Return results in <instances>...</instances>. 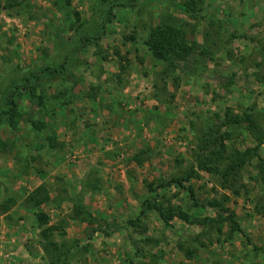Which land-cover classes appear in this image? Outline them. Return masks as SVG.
I'll list each match as a JSON object with an SVG mask.
<instances>
[{
	"label": "rangeland",
	"instance_id": "374dc122",
	"mask_svg": "<svg viewBox=\"0 0 264 264\" xmlns=\"http://www.w3.org/2000/svg\"><path fill=\"white\" fill-rule=\"evenodd\" d=\"M185 1L72 0L86 22L79 29L65 24L60 0H0V112L9 106V83L35 75L37 93L18 96L17 128L0 123L8 144L0 156V203L16 200L0 216V264H52L43 247L50 240L62 251L76 244L66 264H264L257 159L236 186L199 169L185 187L167 183L196 165L200 132L230 128L223 123L228 108L251 110L264 127V0H194L195 13L174 5ZM161 24L180 27L195 44L174 68L144 44ZM58 34L71 45L69 58L62 72L50 73L48 65L60 69L65 60ZM227 142L255 144L241 127ZM40 184L51 200L37 207L27 198ZM156 197L164 207L183 208L191 221L166 223L150 210L132 226L142 203ZM214 199L235 213L244 233L228 221L220 229L194 221L218 218ZM80 201L93 222L73 217ZM37 211L49 215L46 226Z\"/></svg>",
	"mask_w": 264,
	"mask_h": 264
},
{
	"label": "trees",
	"instance_id": "16d2710c",
	"mask_svg": "<svg viewBox=\"0 0 264 264\" xmlns=\"http://www.w3.org/2000/svg\"><path fill=\"white\" fill-rule=\"evenodd\" d=\"M60 6L66 14L67 26H77L79 29L84 27L85 21L82 19L81 14L78 10L71 8L72 0H60ZM177 8H180L187 13H195L198 11L196 8L194 0L177 2L174 4ZM111 13V12H110ZM111 19V18H109ZM84 33V31H83ZM84 43L92 42V36L82 35ZM132 40L136 39V36L131 37ZM57 43L59 46L58 52H65V60L60 65V69L51 70L50 66H47V69L50 70V73H60L65 68V63L69 58V52L65 51L71 48L70 43H68L61 34L57 35ZM144 44L147 49L150 51L151 55L157 59L167 63L168 68H174L177 66L178 62L188 57L195 51V44L188 41L186 33L180 27H177L172 24H161L153 27L148 36L144 40ZM32 76H25V78L20 83H9L6 87L8 92V108L0 112V123L7 121L10 126L17 128L19 126V120L22 117V112L19 109L18 96L22 92L29 91L34 97L37 95L35 85L32 83ZM2 94V88L0 87V97ZM232 110L228 108L225 112V121L224 124L228 125L230 128L224 132L220 130H215L213 126L207 128L204 131L200 132L198 135V147L199 152L196 158V165L186 171L181 175H173L167 181L168 184L176 183L181 187H185V182L191 180L192 178L199 177L198 169L202 171H207L212 174H216L225 178L230 186H236L239 183V177L241 172L245 167L253 160L257 159V168L259 170V175L261 182H263L264 189V156L261 153V147L264 145V127L259 122L258 117L251 111L245 110L242 113L237 112L233 113ZM1 113L4 114L1 115ZM35 126L37 128H42L43 123L36 121ZM223 125V124H222ZM241 128L247 129L251 137L254 139L255 144L248 146L245 149H239L229 146L227 141L233 137L234 132ZM238 128V129H237ZM237 129V130H236ZM218 132V133H217ZM50 142L54 145L53 138L49 137ZM8 144L6 141L0 139V156L7 150ZM52 147V146H51ZM42 148V147H39ZM253 179H258L256 176H251ZM162 186L167 185L165 182L161 183ZM150 190H156L153 184H149ZM191 194V197L194 201L196 200V191L193 187L189 186L187 188ZM51 200V193L48 187L45 184H40L36 187L28 196L27 201L33 203L37 207L41 206L44 203H47ZM16 200L13 197H10L8 200H5L0 203V216L4 213H7L12 206H14ZM197 203V202H195ZM209 204L214 208H218V218L217 217H206L203 219H195L194 221L201 224H213L218 223L219 229L220 226L224 225L225 222H230L232 229L234 231L243 232L244 230L238 222L235 213L230 210L229 207H226L223 201L214 199L209 201ZM150 210H157L162 220L168 223L171 219L178 216L185 221L190 220V214L181 207L169 206L164 207L163 204L158 201V198H148L142 203V209L137 218L132 219L129 223L132 226H136L137 223L142 219V217ZM224 212H228L224 216ZM39 224L44 227L49 223L50 217L44 212L37 211L35 213ZM74 218H78L82 221L93 222L95 220L94 215L90 212L85 204L80 201L75 203L74 207ZM51 232L54 229H57L56 226H49L47 228ZM58 253L54 251V247ZM76 244H71L68 246L65 245L66 249L62 251L59 247V244L53 241H45L43 244L44 250L47 253H51V263L52 264H66L68 261L69 253H72V250L75 249ZM255 250L261 249L258 246L254 247Z\"/></svg>",
	"mask_w": 264,
	"mask_h": 264
}]
</instances>
